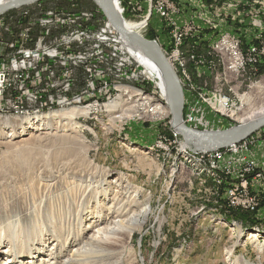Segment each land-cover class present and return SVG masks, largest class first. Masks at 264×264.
Masks as SVG:
<instances>
[{
	"label": "rangeland",
	"instance_id": "374dc122",
	"mask_svg": "<svg viewBox=\"0 0 264 264\" xmlns=\"http://www.w3.org/2000/svg\"><path fill=\"white\" fill-rule=\"evenodd\" d=\"M162 2L169 12L178 13L170 16H177L178 24L187 26L186 32H199V36L213 39L231 34L244 51L251 44L264 51V0H120L125 18L145 22L144 37L150 39L153 35L150 40L156 41L170 63L167 51L174 46L172 34L177 28L166 24L164 15L157 11ZM49 10L72 12L74 16L65 21L66 25H71L72 30L87 27V32L81 39L69 34L72 31L68 27L69 31L62 30L64 35L59 38L51 32L49 40L54 38V47L50 51L43 49L42 42L50 44L47 38L38 42L36 35L25 32H31L36 22L31 21L25 28L24 21L19 23L17 18L27 11L29 17H41ZM77 11L88 14L80 17ZM121 35L94 0H38L0 14V78L1 72L5 74L4 81L0 80V236L11 237L14 229L18 231L17 223L29 240L45 231L42 242L46 252L40 254L38 264H47L43 260L58 239L51 231L62 229V244L66 246L62 247L64 255L60 260L66 259L70 250L93 233L94 225L102 221L110 224L116 215L108 207L125 187H109L107 181L102 184L110 173L109 180L122 175L131 186L127 195L139 202L133 208L139 212L147 206L150 213L143 227H137L130 238L120 235L119 243H110L106 252L99 247L90 250L89 259L95 264H231L230 252H234L233 260L244 256L252 264H264V247L260 249V241L250 239L252 231L264 236V177H254L264 168V126L241 140L249 146V152L242 153L248 159H237L251 166L247 167L250 172L241 173L237 181L242 187L244 179H250L242 188L259 196L257 210L231 207L224 195L225 187L231 186L229 181L218 184L200 172L198 175L195 167L202 168L198 162L185 161L183 169L178 159L184 145L196 153L229 145L195 148L173 127L172 114L147 113L155 106L152 99L151 106L147 101L137 114L131 111L120 118L113 117L123 112L122 105L140 103L142 100H135L144 94L166 103L160 93L162 88L131 54ZM206 45V41L196 39L193 48L178 47V55L185 59H179L181 63L176 65L171 63L183 88L184 107L188 98L201 99L200 90L206 98H212L216 90L232 95L237 107L243 104L240 95L248 93L250 103L235 117L223 115L214 103L205 102V109L197 115V127L185 122L184 112L183 123L199 131L237 127L242 124L240 118L245 110L264 104V90L258 87L264 82V55L259 63L249 65L235 78L225 70L228 59L224 58L223 64V54L205 49ZM30 47L33 53L27 54ZM19 55L17 66L10 57ZM201 59L205 66L197 69L195 63ZM22 60L25 65L21 66ZM200 87L204 89H197ZM115 101L121 104L115 109L107 107V103ZM85 107L88 113L72 111ZM56 110L71 114L72 120L44 117ZM184 111L187 113L186 108ZM33 117H40L33 119L36 124L25 123ZM12 124L17 131L9 136ZM23 124L28 127L24 129L20 126ZM22 136L28 138L25 143L19 142ZM238 142L241 147L242 142ZM162 144H170V149ZM239 185L235 184L234 189ZM135 189L137 195L132 191ZM216 190H220L221 198ZM235 212L247 213L250 218ZM144 217L141 212L138 221ZM74 230L80 231V236L76 237ZM49 231L50 239L44 241ZM69 231L71 236L66 234ZM16 234L12 236L15 240ZM16 241L19 247L23 240ZM8 244L0 245L2 250L7 252ZM29 256L30 253L20 258L22 262L17 264H31ZM8 258L2 254L0 264H6ZM87 263L88 260L83 264Z\"/></svg>",
	"mask_w": 264,
	"mask_h": 264
},
{
	"label": "bare ground",
	"instance_id": "6f19581e",
	"mask_svg": "<svg viewBox=\"0 0 264 264\" xmlns=\"http://www.w3.org/2000/svg\"><path fill=\"white\" fill-rule=\"evenodd\" d=\"M13 1H15V0H0V6L4 5V4H7L9 2H13ZM36 1H38V0H35L33 2H36ZM33 2H31V3H33ZM111 3H112V6H113V9H114L115 13L117 14V16L120 19V24L123 27H125L126 29H128L129 31H131L132 33H136L139 36L144 37L143 32L145 31V28H146L145 22H143V21L142 22H135V21L127 20L125 18L124 14H123V10H122V7H121L120 0H111ZM2 13H4V12H2ZM121 36H122V39L125 40V43L129 46L131 54L134 55L136 60L145 68V70H146V72H148L149 76L152 79L157 81V83L159 85L158 87L162 88L160 93L165 97L164 101L166 103H164V102L162 103V101L156 100L155 98H152L150 96L143 95L142 97H140V98L138 97V99L135 100V103L137 101H139V100H142L140 103L138 102V104H129L128 106H126V104L122 105L121 107H122V111L123 112L121 114H117V115H115L113 117L120 118L125 113H129L131 111H133L132 113H136L137 114L138 110L142 109V106L144 104H146L147 101L149 103V106H151V99L154 102L155 106H154L152 111H150V109H147V113L148 112H151L152 114L153 113L154 114H159L160 113L162 115V114H165V112H166L168 115L166 114V115H163V116H169V114H171V111H170V108H169L167 100H166V96L168 95V85H167V78H166L167 74H166V71L163 69L162 65L154 58V56H152L148 52V50L145 49L142 45H140L139 43L133 41L129 37H126L124 35H121ZM179 49L180 48H177L175 50L177 52V54L180 52ZM166 59H167V57H166ZM169 60L171 61V63H173V60H172L171 57H169ZM178 80H179V78H178ZM179 82H180V80H179ZM258 87L264 90V82L261 83V84H258ZM261 89H260V91H261ZM182 90H183V88H182ZM139 94L140 93H137V95H139ZM183 94H184V92H183ZM240 96L243 99V104L240 107L239 106L238 107L235 106V107H231V108L223 107L221 101L215 102L214 106H218V108H220V112L223 115H234L235 117H237L238 116V111L241 110L244 107L246 108V106L249 105L250 99H251V96L248 93L241 94ZM145 99H148V100H145ZM184 100H185V98H184ZM120 104H121L120 101H115V102L107 103V107H109L110 109H115ZM203 104H204V107H206V104L205 103H203ZM233 104L237 105V103H234V101H233ZM184 108H186L187 113L184 111ZM184 108H183L182 115H181L182 123H183V120L185 118V117H183V112H184V114L186 115V118H187V116L190 113H192V111H193L192 108H190V107H184ZM249 110H245L244 116L242 118H240V121H241L242 124L238 125L237 127L231 128V129H236V128H239L240 126L246 125L249 122L258 121V120L264 118V104H262V105H260L258 107L252 108V111H249ZM72 111H73V113H75L77 111H80V112H83V113H88L89 112V108L85 107L83 110H80L79 108H72ZM44 117H46V118H48V117H51V118L57 117V119L58 118H61V119L62 118L63 119L67 118V119L72 120V115L67 113V112H65V111H63V110H56L55 112H51L48 115H45ZM39 118L40 117H38V118H36V117L28 118L25 121V123L27 122V124L30 123V124L34 125L36 123L34 122L33 119H39ZM2 120L3 121H7V118L6 119L4 118ZM29 120H32V121L29 122ZM36 122H37V120H36ZM38 122H39V120H38ZM20 126L21 127L23 126L24 129L28 127L26 124H23V125H20ZM185 126H187V125L185 124ZM11 128H13L12 129L13 133L9 134V136H12L17 131V129L15 128L14 124L11 125ZM261 128H259L258 130H260ZM231 129H226V130H231ZM218 131L221 132V131H225V130H218ZM218 131L217 130L216 131H211V130L208 131L207 130V131H203V132H206V133H211L212 132L213 133V132H218ZM250 135L251 134H249V136ZM27 139L28 138H26V136H22V137H20L19 142H21V143L24 142L25 143V141ZM186 139H187V142H189L188 137H186ZM241 140H239V142L238 141L237 142L240 143V142H242ZM237 142L231 143L229 145L230 146L231 145H238ZM224 160L225 161H229V160L233 161L234 163L231 166L232 168H227V167L225 168L224 165H222L221 163L217 162L216 164H211L207 168H197V167H195V169L198 172L197 174L199 175V172H200L206 178H211L214 181H216L218 184H224L223 182H228L229 181L231 186H229V187L226 186L225 187V191L226 190L227 191L225 192L224 195H225V198H227L228 201H229L228 205H230L231 207L232 206H239V207H241L243 209H249L251 211L257 210L258 202L253 204L252 200H251L252 196H254L255 194H251L248 190H246V188H242L243 186L240 187L239 184H241V182L237 181V179L239 177L244 175L243 174L244 171L250 172L249 168H251V166L249 167V164L246 165V164L243 163V167L234 168L239 163V161H237V159H224ZM181 167L183 169H185L186 163L185 162L181 163ZM247 167H249V168H247ZM240 172L243 175L239 176ZM227 173H229V177L228 178L225 177V176H228ZM109 175H110V173H107L106 176L108 178L105 176L101 183L104 184V183H106L105 181H107V184L109 185V187L111 185H113V184L117 185L121 189H123V187H125V189H123L124 191H122L121 193L122 194L123 193L126 194L124 196H122V194L120 196H115V199H113L112 203L109 205L110 206V207H108L109 212L110 213H116V215L113 216L114 218L112 219L111 223L107 224V222L105 223L104 221H102L101 223H98V224L94 225L93 233L90 234L89 236H87L85 241H82V242L78 243L74 247L75 249L73 248L72 250H70L71 254H69L66 259L63 258L62 260H60V258H62V256L64 255L63 250L65 249V246H66V244H62L63 243V240H62L63 236L62 235L65 232L63 233L62 229H59L58 231L52 230L51 232L58 239H56V242H57L56 243V247L54 248V246L52 245L51 249H53V250L49 253L50 256L47 255V257L43 260V261L47 262V264H58L61 261H62L63 264H83V263H85L86 260H88L87 264H95L96 262H94L93 260L89 259L90 250H92L94 247H99V248L102 249L101 252H106L105 250L110 249L108 247V245L110 243H112L114 245L119 243V236L120 235H122L123 237H127L128 236V238H130V236L134 233L133 231L137 227H143V225L145 223V219L147 218V216L150 213L149 208L147 206H143V207H141L139 212L137 211V209L133 208V207H135L136 204H139V202L136 199H131L129 197L130 195H127L129 193V190L131 189V186L128 183H125V179H124V177L122 175H119V176L117 175L116 177H114L113 180H111V179L109 180ZM199 177H201V176H199ZM254 177L255 178L256 177H259V178L262 177L263 178L264 177V168H263V172H258L256 175H254ZM248 180H250V179H244V181L247 182V183H248ZM247 183L244 184V185H247ZM123 184H125V186H123ZM235 184L239 185V190H237V191H235V189H234V185ZM257 186H259V184H257ZM117 191H119V190H117ZM132 191L135 192V195H137V190L136 189L132 190ZM216 191H218V194H219V196L221 198L220 190H216ZM104 195H106V194H104ZM117 197H118V199H117ZM99 211L101 212V210H97L96 213L99 212ZM141 212L144 213L145 217H144V220L141 219L142 221L141 220L138 221V216L140 215ZM98 218H99V216L97 215L96 219H98ZM78 219L80 220L81 218L79 217ZM96 222H98V221H96ZM10 225H12V224H10ZM15 228H17L18 231H16V229H14L12 231L11 235L14 236L16 234V232H17L16 240L22 239L23 241L21 242L20 246L18 247L16 245L17 241L12 236L7 238V239L6 238L4 239L3 237L0 236V245H5L6 243H10V244H8V246H5L7 252L2 250V247L0 246V256L2 254L4 255V253H6L9 256V258L7 260L8 262L6 264H8V263L9 264H17L18 262L19 263L22 262V259H20V258H25L26 255H28L30 253L31 256H29V258H30L29 262L31 264H38V257L40 256L41 253L44 254L46 252L45 249H44V243L42 242L43 241L42 238H44L45 235H46V234H44L45 231H43L44 233L42 232L43 234L41 232L36 233V235H38V236L35 237V239H33L34 240L33 241V240H29L28 234H23L24 232L23 233L20 232V224L19 223H17ZM73 233L76 234V237L80 236V231H78V230L77 231L74 230ZM48 234H49V237H48ZM66 234H67V236H69V235L71 236L72 232L69 231ZM38 237H40L39 240H37ZM59 238H61V240ZM120 238H122V237H120ZM261 238H264V236H261V234H259L258 231H252L251 232V235H250V239H252L251 241H253V242L260 241V243H259L260 249L264 247V242L261 241ZM49 239H50V231H49V233L47 232V239H44V241H48ZM35 245H36V247H34ZM62 247H64V249H62ZM233 254H234V252H230L229 256H228V259H231V261H232L231 264H252L244 256H241V258L238 257L237 259L233 260V258H232Z\"/></svg>",
	"mask_w": 264,
	"mask_h": 264
},
{
	"label": "built area",
	"instance_id": "2783aa9c",
	"mask_svg": "<svg viewBox=\"0 0 264 264\" xmlns=\"http://www.w3.org/2000/svg\"><path fill=\"white\" fill-rule=\"evenodd\" d=\"M157 11L160 13V15H164L163 18H165L167 20V22H165L166 24L177 28V31L173 32V34H172V37L175 40L174 46L172 49H169L167 51V56L172 58V60H173L172 64L173 65H176L178 62H180L179 59H181V58L185 59L184 55H182V54L178 55L175 50L178 47L185 48V47L192 46V48H193L195 43H196V39H201L202 41H206L207 45L204 46L205 49L210 48V49H213L216 51L219 50L223 54V56L221 57V61L223 62V64L225 63V61L223 59L224 58L228 59L227 67L225 68V70H228L232 75H234L235 78H238L239 74L242 71H244L245 69H247V67L249 65L255 64L257 62L259 63V61L262 59V57L264 55V51L259 50L257 48V46H255V44L248 45V49L246 51H244L242 48L241 42L235 37V35L225 34V35H221L218 39H213L207 35L199 36V32L197 35H194L191 32H186L185 30H186L187 26H180L178 24V18H177L178 13L176 11H173L172 13L169 12L167 7L164 8V2H162V4L158 5ZM28 12L29 11L21 14V16H22L21 18H23L22 21H24L23 26L25 28L28 27V25L31 21H34L36 23L34 24V26L32 28L33 30L31 32H27V31H25V32L31 33V36L36 35L35 37L37 38L38 42L39 41L42 42V38H45V39L47 38V40L50 42V44L43 43V42H42V44L45 46V47H43V49H47L48 51H50V49H52L54 47V45L52 46V43H51L52 40L54 38H59L65 31L68 32L69 29L72 31L69 34H71V35L75 34L74 36L78 35V37L80 39H81V35L85 34L87 32V30L85 31V29L87 27L78 28V29L76 28L77 30H72L71 25H66L65 21L67 19H70L71 16H74V14H72V12L68 13V12H65L62 10H49V11H46L44 13L45 16H41V17H36V16L29 17L30 14ZM174 13H177V16H174V17L170 16V14H174ZM83 14H88V13L77 11L76 15H79L80 17H82ZM92 14H93V12H92ZM58 16H61L63 19H59ZM83 18H85V17H83ZM18 19H19V17L17 18V22H19V23L22 22V21H19ZM60 20H61V22H60ZM87 20H88V18H87ZM67 27L69 28L68 30H67ZM26 30H28V29H26ZM62 30H64V32H62ZM51 32H56L57 36L56 37L54 36V38L52 40H49ZM99 32H101V31H99ZM189 34L191 36H194V38H188ZM195 36H198V37H195ZM203 37H205V39H203ZM0 38H1V36H0ZM37 40H36V42H37ZM192 41H194L195 43H193ZM38 42H37V44H38ZM7 44L9 46L15 45V43L12 44L11 42H7ZM79 44H82V42L79 41ZM77 46H78V44H77ZM27 52H28L27 54L33 53L31 51V47ZM19 57H20V55L18 57L17 56H15V57L11 56L10 61L12 60V62H14L18 66L19 65L18 61L20 60ZM195 64H196L195 67L197 69H200V68L205 66V62L203 59L196 61ZM22 65H25L24 60H22L21 66ZM29 67L32 68L31 62L29 64ZM103 69H104V67H103ZM32 70L35 71L34 69H32ZM1 76L2 77L0 78V80L3 78V81H4L5 74L1 72ZM217 77H218V75H217ZM0 85H2V84H0ZM197 89H204V87L203 88L200 87ZM138 93H140V92H138ZM200 93H201V96H200L201 99L194 101V100H190V98H188L185 101L186 107H190L193 110L192 113H190L187 116L185 121H187L188 123H192L191 125L194 127H197L196 122L198 120V116H197L198 113L202 112L205 109L203 103L208 102V103H211L213 105V103H215L217 101L218 102L221 101L223 107L231 108V107L236 106L233 104V101H232L233 96L229 95V94L227 95L223 92L221 93L220 90L214 91L213 92L214 95L212 96V98L204 97L203 94H206V93H204V91H202V90H200ZM144 95L149 96L146 94H144ZM145 100H147V99H145ZM148 107H149V104H148ZM216 108L219 109L218 107H216ZM149 109H150V111L153 110L152 107H150ZM203 114H204V112L202 113V117H204ZM175 135L177 136V133H174V136ZM244 142L245 141L240 143L242 145L241 147H238L237 145H231V146L229 145V147H226L223 149L219 148V149H216V150L211 151V152L208 150H201L202 152H197V153L193 152L186 145H184V146H182V148H183L181 150L182 153L180 154V157L178 158V159H180L179 163H183V162L189 160V162H191L193 164H194V162H198V163H200L202 168H207L211 164H216L217 162H219L222 165H224V163H226L227 166L224 165L225 168L226 167L232 168L231 166L233 165L234 162L230 161V160L225 161L224 159H248L245 155L242 154V153L249 152V146L245 145ZM170 144H162V145L170 149V146H169ZM167 154H169V152H167ZM194 159H197V160H194ZM202 159H210V160L208 162H206ZM222 160H224V163L221 162ZM241 161H243V160H241ZM245 163H248V162L245 161ZM241 167H243V162H239L237 164V166L234 168H241ZM241 175L242 174L240 172L239 176H241ZM204 183H205V181H204ZM246 183L247 182H243L242 183L243 186H246V185H244ZM237 188L239 190V186L235 187V191H237ZM204 189H206V188H204ZM251 200H252L253 204L257 203V202L259 204V196L258 195L252 196Z\"/></svg>",
	"mask_w": 264,
	"mask_h": 264
},
{
	"label": "water",
	"instance_id": "95a60500",
	"mask_svg": "<svg viewBox=\"0 0 264 264\" xmlns=\"http://www.w3.org/2000/svg\"><path fill=\"white\" fill-rule=\"evenodd\" d=\"M35 0H15L0 6V13L26 5ZM106 15L107 19L113 24L115 29L122 35L129 37L133 41L142 45L154 58L162 65L167 74L168 95L166 100L172 114V125L188 137L189 143L195 148H214L223 147L231 143L244 139L249 134L264 126V118L258 121H252L236 129L225 130L221 132L206 133L199 130L191 129L182 123L181 115L184 108V94L178 76L166 59L162 49L156 41L141 37L132 33L120 24V19L115 13L111 0H94Z\"/></svg>",
	"mask_w": 264,
	"mask_h": 264
},
{
	"label": "trees",
	"instance_id": "16d2710c",
	"mask_svg": "<svg viewBox=\"0 0 264 264\" xmlns=\"http://www.w3.org/2000/svg\"><path fill=\"white\" fill-rule=\"evenodd\" d=\"M47 1H49V0H47ZM18 20H19V21H22L23 18H20V17H19ZM149 38H150V39H153L154 37H153V35H150ZM261 71L264 72V63H262ZM235 215H241V216L244 217L245 219L250 218V217H249L250 215L247 214V213H241V212H240V213H237V212H235ZM253 222H255V221H253Z\"/></svg>",
	"mask_w": 264,
	"mask_h": 264
}]
</instances>
